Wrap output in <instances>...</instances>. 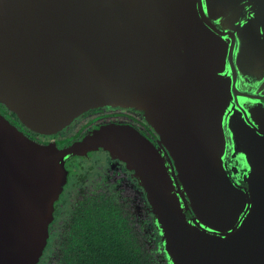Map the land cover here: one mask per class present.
Returning <instances> with one entry per match:
<instances>
[{
  "label": "water",
  "instance_id": "water-1",
  "mask_svg": "<svg viewBox=\"0 0 264 264\" xmlns=\"http://www.w3.org/2000/svg\"><path fill=\"white\" fill-rule=\"evenodd\" d=\"M0 103L41 135L101 107L155 135L58 149L0 115V264L37 263L64 158L94 148L133 171L167 264H264V0H0Z\"/></svg>",
  "mask_w": 264,
  "mask_h": 264
},
{
  "label": "flooded vegetation",
  "instance_id": "flooded-vegetation-1",
  "mask_svg": "<svg viewBox=\"0 0 264 264\" xmlns=\"http://www.w3.org/2000/svg\"><path fill=\"white\" fill-rule=\"evenodd\" d=\"M238 98L239 100H246L243 96H235V99ZM248 104L250 105L251 102ZM0 115L17 130L21 131L27 138L39 144L54 142L58 149L64 148L73 142H78L88 132L108 125L114 126L115 128L124 127L133 130L151 144L155 142L154 132L143 120L141 114L128 108L101 107L85 111L73 119L64 129L52 135H41L24 129L16 121L13 113L6 110L1 104ZM258 118L260 119L261 117L258 116ZM96 152L100 156L98 164L91 166L89 163L81 162L83 160H88V157ZM229 153L228 150L227 157L225 161H223L225 164L224 170L232 182H237L238 185L245 186L241 178L244 170L240 166L238 159L232 157L228 158ZM63 166L66 170L65 183L62 192L58 195L57 200L53 204L56 217L54 218L52 215V220L48 226V230L49 227L50 230L53 229V232L50 230L49 232L53 233L54 236L57 234L60 239L65 238L61 237L63 236L62 232L58 230L55 231L56 229L54 228L55 223L59 222L60 217H67L68 215L67 228L65 229L66 233H64V236H70L73 234V231L76 232L82 229L74 226L76 217H83L85 214L87 217L96 216L99 214L103 204L112 205L113 203L111 202H113L114 198L120 195V197H125L128 201L130 197V203H132V201L138 202L136 214L139 218L135 220L137 221V225L134 224L133 219L129 226L127 224L124 225V227L127 228L126 232H129L126 234L128 240L132 239L133 241V236L136 233L146 237L149 234L151 242L152 239H157L159 237L152 219V213L146 202V197L141 193L143 188L139 184L138 179L134 177L133 171L126 168L123 161L110 157L108 152L101 148H94L86 152L83 156L73 155L65 157ZM75 170H79V172L74 174L73 172ZM95 212L96 214L94 215ZM184 214L186 218L190 217L189 211H185ZM119 218H121L122 223L125 221L122 215H120ZM138 224H140V229ZM135 225L137 226V232L134 233ZM152 232L154 236L151 235ZM123 235H125V233H123ZM136 246L138 247V245ZM139 251L142 252L140 249ZM149 251H145V254L150 256L151 253H149Z\"/></svg>",
  "mask_w": 264,
  "mask_h": 264
},
{
  "label": "trees",
  "instance_id": "trees-1",
  "mask_svg": "<svg viewBox=\"0 0 264 264\" xmlns=\"http://www.w3.org/2000/svg\"><path fill=\"white\" fill-rule=\"evenodd\" d=\"M117 211L116 206L103 204L96 216L76 217L74 226L82 229L65 236L64 247L68 253L59 257V264H148L146 257L150 256L140 252L126 234L121 235L123 227L116 230L122 224ZM52 212L55 218V208ZM51 236L54 234L48 230L46 246L36 264L42 263L52 251ZM153 242L152 250L159 245L157 239Z\"/></svg>",
  "mask_w": 264,
  "mask_h": 264
},
{
  "label": "rangeland",
  "instance_id": "rangeland-1",
  "mask_svg": "<svg viewBox=\"0 0 264 264\" xmlns=\"http://www.w3.org/2000/svg\"><path fill=\"white\" fill-rule=\"evenodd\" d=\"M99 159H100V156L96 152V153H93L92 155H90L88 157V160H83L81 162L82 163H84V162L89 163L91 166H93L94 164H98ZM78 172H79V170H75L73 173L77 174ZM129 201L131 202L130 197H129ZM129 201H128V199L126 200L125 197H120V195H118L117 198H114L113 202H111V203H113L112 205H114L118 208L117 213L119 214V216L122 215L123 218L125 219V221L122 223V220L120 218V222L122 224H120V227L116 229V230H118V229H121L123 227V231L121 232V235L123 233H125V234L129 233V232H126L127 228H125L124 225L127 224L129 226L132 223V219L134 221V224L137 225V221H135V220H136V218H139L138 215L136 214L137 208H138V202L132 201V203H133L132 204ZM67 218H68V215H67V217H60L59 222L55 223V226H54V228L56 229L55 231L58 230V231L62 232L63 236H61V237H65L64 233H66L65 229L67 228ZM136 225L134 226L135 227L134 233L137 232V230H136L137 226ZM138 226L140 229V224H138ZM49 230H50V227H49ZM50 231L53 232V229H51ZM49 233H51V232H49ZM52 234L53 233H51V235ZM130 234H131V232H130ZM151 235L154 236V233L152 232ZM54 238H55V240H54ZM54 238L51 236V239H52L51 248L53 250L50 252V254H48L46 256V258H45L46 260L43 264H59V257L60 256L64 257L68 253V251H66V249L64 247V246H66L65 238L60 239L57 236V234H55ZM153 240H156V239H152V242H151V238H150L149 234L146 237L142 234L140 235L139 233H136L133 236L132 243L138 245L139 249L144 253H145V251L150 250L149 253H151V255H150V257L146 258V261L148 264H167L165 256L159 247H157V249L155 247L152 250V248L154 247ZM157 240L160 241V238L158 237Z\"/></svg>",
  "mask_w": 264,
  "mask_h": 264
},
{
  "label": "clouds",
  "instance_id": "clouds-1",
  "mask_svg": "<svg viewBox=\"0 0 264 264\" xmlns=\"http://www.w3.org/2000/svg\"><path fill=\"white\" fill-rule=\"evenodd\" d=\"M1 104V103H0ZM2 105V104H1ZM5 108V107H4ZM6 109V108H5ZM7 110V109H6ZM154 222V221H153ZM155 225V224H154Z\"/></svg>",
  "mask_w": 264,
  "mask_h": 264
}]
</instances>
